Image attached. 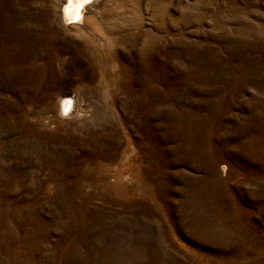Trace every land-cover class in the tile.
<instances>
[{
    "label": "rangeland",
    "instance_id": "1",
    "mask_svg": "<svg viewBox=\"0 0 264 264\" xmlns=\"http://www.w3.org/2000/svg\"><path fill=\"white\" fill-rule=\"evenodd\" d=\"M54 1L0 0V264H264V0L119 1L103 61Z\"/></svg>",
    "mask_w": 264,
    "mask_h": 264
},
{
    "label": "bare ground",
    "instance_id": "2",
    "mask_svg": "<svg viewBox=\"0 0 264 264\" xmlns=\"http://www.w3.org/2000/svg\"><path fill=\"white\" fill-rule=\"evenodd\" d=\"M119 1L131 3L134 0H72L71 3L69 0H55L51 20L66 35L82 39L89 47H98L103 61L102 45H105L106 39L115 37L117 30L134 28L138 24L133 11L121 9L116 13V9H112ZM133 7H137L135 2ZM96 58L99 59L98 56ZM82 103L77 96L61 95L57 104L58 111L62 116L72 117L75 114L76 117H81L85 114V111L79 110Z\"/></svg>",
    "mask_w": 264,
    "mask_h": 264
},
{
    "label": "snow or ice",
    "instance_id": "3",
    "mask_svg": "<svg viewBox=\"0 0 264 264\" xmlns=\"http://www.w3.org/2000/svg\"><path fill=\"white\" fill-rule=\"evenodd\" d=\"M69 2L71 3V2H72V0H69Z\"/></svg>",
    "mask_w": 264,
    "mask_h": 264
}]
</instances>
